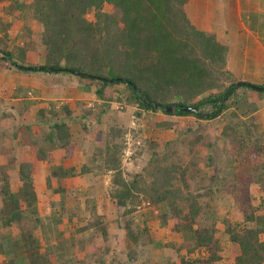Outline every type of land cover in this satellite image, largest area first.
I'll return each mask as SVG.
<instances>
[{"label":"trees","instance_id":"16d2710c","mask_svg":"<svg viewBox=\"0 0 264 264\" xmlns=\"http://www.w3.org/2000/svg\"><path fill=\"white\" fill-rule=\"evenodd\" d=\"M188 2L0 0L3 13L0 33L4 36L0 38V58L4 59L5 65L15 69L18 66L31 68L23 70L24 73L66 75L75 71L95 76L94 79L72 77L94 83L100 101L112 102L124 97L145 114L162 112L204 121L225 119L228 115L221 135L208 142L211 151L204 164L208 172L212 171L208 176H205V169L201 171V189L204 195L212 198L228 196L229 205L238 207L240 219L233 221L228 211L218 225L217 212L202 209L198 198L203 194H194L189 189L185 175L190 168L181 163L164 165L162 161L166 158L155 159L147 169L154 173L153 177L149 173V182L146 174L137 175L131 181L124 180L121 172L115 177L114 184L119 188L112 196L124 208L123 214L128 215L121 226L131 248L121 249L122 254L118 257L113 254L111 264H216L223 259L226 249L222 235L228 236L233 264H264V199L255 206L248 188L252 182L258 183L264 177V135L259 134L256 118L252 115L251 105L255 104V99L251 103L245 95H239L245 90L264 96V86L244 81H232L228 86L217 84L218 68L226 65L229 48L187 18L185 5ZM106 5L112 6L113 13L105 11ZM90 13L93 20L87 18ZM6 16L22 21L25 47L14 45L10 51L3 43L9 38L8 29L13 26L5 23ZM32 43L45 46V65L27 64L26 52ZM227 77L233 79L234 76L228 73ZM117 85L125 87L120 97L115 89ZM222 88V92L205 94ZM29 91L34 90L22 86L16 90L14 98H21L17 106L5 100L0 103V121L7 120L11 124L10 128L0 130V257L7 259L1 264H53L54 247L48 246L42 251L43 243L38 233L48 241L47 233L52 226L58 227L64 218L69 223L76 220L79 224L87 210L81 209L74 200L70 204L65 200L52 202L51 212L47 215H42L38 208L32 174L39 172L38 163L53 160L54 150L73 149L70 128L83 122L76 123L86 115L77 116L68 104L59 108L54 101L50 107L40 106L34 113L30 109L42 101L29 100ZM156 106H177L178 110L169 113ZM183 107L203 108L205 113L186 112L181 109ZM139 117L144 115L139 114ZM30 120L33 122L29 123ZM11 128L12 132L8 133ZM8 138L19 140L18 144L31 159L20 162L16 146L4 151L3 142ZM203 140L199 137L194 143L201 144ZM190 151L195 153L194 149ZM116 157L117 153L108 168L116 169ZM16 163L22 185L18 191H13L8 171ZM198 163L201 160L196 159L189 166L196 168ZM89 171L86 166L82 168V173ZM74 174V169L59 166L54 176L66 179ZM48 186H52L50 179ZM57 191L65 192L64 189ZM143 199L157 207L165 205L166 210L157 217L163 224L170 219L175 221L174 232L179 241L163 244V257L157 254L158 245L154 244L148 227H145L148 217L144 221V214L134 215ZM201 212L212 219L202 229L195 227ZM150 213L154 216L153 211ZM103 232L106 234V229ZM202 249L208 253L207 257L199 256ZM59 257L63 258V255ZM95 263L106 264L102 253Z\"/></svg>","mask_w":264,"mask_h":264},{"label":"rangeland","instance_id":"374dc122","mask_svg":"<svg viewBox=\"0 0 264 264\" xmlns=\"http://www.w3.org/2000/svg\"><path fill=\"white\" fill-rule=\"evenodd\" d=\"M199 1L197 0L198 3ZM221 4L218 1H214L211 5L208 3V6L205 8L209 11V16L218 21V23H213L211 20L212 22H209L207 25L209 35H213L217 39L215 32H220V27L227 28L225 30L229 35L227 38L232 52L227 56L226 65L218 68L219 74L216 76V81L218 85L225 84L228 86L232 81H243L244 77L238 71L236 65V57L238 56L235 55L234 35L236 34L232 24L226 22L229 18V9L223 10ZM105 11L113 13L112 6L106 5ZM188 12L192 18L200 13L191 6L188 8ZM186 16L189 19L187 12ZM2 17L3 13L0 10V18ZM87 18L93 20L92 13ZM4 21L13 25L8 29L9 38L7 37L3 40L7 48L11 51L14 45L25 47V38L23 37L25 32L22 21L19 18L14 19L9 16L4 17ZM193 23L195 22L193 21ZM34 27L38 30L37 23L34 24ZM197 27L199 28V26ZM1 37H4L3 32L0 33ZM26 62L27 64L37 66L45 65V46L41 43H32L27 48ZM220 70L223 71L220 72ZM228 73L234 76L233 79L227 77ZM246 73L249 74L251 71L248 69ZM30 74L35 79V84L33 83L35 88H33L34 92H32L33 97L38 95L39 99L45 98L42 99V103L47 100L42 106L48 108L50 107V103L54 101L59 108L68 104L74 109V113L77 116L81 114L86 115L85 119L76 123L83 122L79 124L74 123L75 125L72 124L73 126L70 128L73 149L66 150L65 148H59L54 150L52 153L53 160L38 163L39 172L32 174L35 190L38 195V208L42 215H47L51 212L52 202L61 203L63 200L68 204L73 200L78 201V206L81 209L85 210L87 208L83 214V220L79 224L76 220L73 223H69L67 218H64L61 225L58 227L52 226L49 229V234L47 233L48 241L45 240L46 238L42 234L38 233L43 243L42 251L46 250L48 246L54 247L51 257L53 264H62L66 261V264H87L88 261L89 264H94V260L101 256V253L106 264H111L113 254L118 257L122 254L120 252L121 249H126L127 246L129 249L131 248V242L127 240L126 231L121 226L122 223L124 225V221L128 218V215L123 214L124 208L120 207L117 200L112 196V193L119 188L114 184L115 177L121 172L124 180L131 181L137 175L146 174L145 178L149 182L154 173L152 169L148 171L147 169L155 159L164 160L166 158V160L162 161L164 165L181 163V165H186L190 168L189 172L185 175L189 183V189L194 194H203V197L198 198L202 209H206V211H210L211 213L212 210L217 212L218 225L224 221L226 212L228 211L231 213L230 219L233 221L240 219L241 213L238 207L236 205H229L228 196L212 198L211 196L204 195L201 189V185H203V181L200 179L201 171L205 169L204 163L211 151L208 142L215 140L216 137L221 135L223 126L227 121L225 119H227L228 115L224 116L225 119L204 121L190 116H169L162 112H148L145 114L138 105L129 103L126 98L120 97L125 91L123 85L115 86L119 94L118 96L122 100L103 102L96 96V85L89 80L76 79L73 78L75 77L73 74L68 73L66 75L44 72ZM223 88L207 91L205 94L208 96L217 91L222 92ZM239 95H245L250 99L251 103L255 99V106L251 105L253 110L252 115L256 118L259 134L262 133L264 135V96L256 92L247 93L245 90L240 91ZM175 100L179 99L175 98ZM38 107L40 105L35 106L31 111L35 113ZM200 111L202 114L205 113L203 108H200ZM139 114H143L144 117H139ZM32 122V120L29 121V123ZM10 127L9 121H0V130H6V128ZM11 132L12 128L8 133ZM199 137H203V142L201 144L194 143ZM18 143L19 140L11 141L8 138L3 142V145H5L3 149L4 151H8L16 146L20 162L25 159H31V156ZM191 143L194 144L192 145ZM190 149H194L195 153H192ZM116 153L117 157L114 163L116 169L108 168V163ZM196 159H198V162L201 160V163H198V167L189 166L190 163L196 162ZM59 166L66 169H74V176L66 179L56 178L54 174L59 169ZM84 166L90 170L88 173H82ZM18 169V164L16 163L8 171L13 191H18L22 185ZM211 171L208 172L205 169V176L210 175ZM149 173H152L151 177H149ZM49 179L52 185L50 188L48 186ZM256 179L258 178L255 177ZM205 183L208 185L209 182L206 180ZM248 188H250L254 205L260 204L264 199V177H261L258 183L252 182ZM57 189H64L65 192H58ZM164 206L160 204L157 207L151 205L149 200L143 199L137 205L138 208L136 214H134H144V221L148 217L145 227H148L154 244L158 245L157 254L162 255L161 257L165 255L163 244L179 241L178 236L174 232L175 221L170 219L165 225L157 218L161 211L166 210ZM151 211H153L154 216L151 215ZM207 215L205 212H201L195 227L202 229L205 228V225L211 223L212 219ZM83 227L85 229L79 233L78 231ZM104 229H106V234L103 232ZM222 239V243L226 246V249L222 254L224 255L223 259L216 264H233V258L231 257L233 254L230 248L231 245L228 242V236L222 235ZM154 244L152 243L151 246ZM107 249H109V252L106 251ZM202 250H200L199 256L207 257L208 253L204 249ZM98 252L100 253L98 254ZM60 254L63 255V258L59 257ZM6 260L5 256H1L0 264ZM86 261L87 263H85Z\"/></svg>","mask_w":264,"mask_h":264},{"label":"crops","instance_id":"0c3cea01","mask_svg":"<svg viewBox=\"0 0 264 264\" xmlns=\"http://www.w3.org/2000/svg\"><path fill=\"white\" fill-rule=\"evenodd\" d=\"M222 5L221 8L229 9V18L226 22L232 24L235 34V47L237 61V69L242 73L244 82L264 86V0H214ZM213 0H189L186 4V12L191 21L196 23L201 30L209 34L207 25L209 22L218 23V21L209 16L206 6L214 2ZM193 7L198 11L199 15L194 18L189 16L188 8ZM212 20V21H211ZM201 26V27H200ZM220 32L215 34L219 43L229 48L232 52L230 42L228 40L227 28L220 27ZM219 34V35H217ZM224 34V35H223ZM241 54V55H240ZM0 61V103L2 100L18 105L21 98H14V94L19 87L24 89H33L35 84L30 73H24L23 70L10 68ZM251 73L247 74L246 70ZM254 77V78H253ZM35 89V88H34ZM34 92V91H33ZM29 100H39L38 95L33 97V93L29 91ZM47 100H45L46 102ZM45 102L40 104L42 106ZM39 106V105H38ZM35 108V107H32ZM31 108V109H32ZM30 109V110H31Z\"/></svg>","mask_w":264,"mask_h":264},{"label":"water","instance_id":"95a60500","mask_svg":"<svg viewBox=\"0 0 264 264\" xmlns=\"http://www.w3.org/2000/svg\"><path fill=\"white\" fill-rule=\"evenodd\" d=\"M4 59L3 58H0V61H3ZM18 68L20 70H25V69H31V68H27V67H24V66H18ZM63 71H66V70H63ZM73 75L75 76H80V77H84V78H96L95 76H91V75H87V74H84V73H80V72H75V71H70ZM98 78V77H97ZM157 109H163L169 113H176L177 110H178V107L177 106H171V107H159V106H156ZM183 111H186V112H196V113H199L201 114V111L200 109H197V108H193V107H187V108H181Z\"/></svg>","mask_w":264,"mask_h":264},{"label":"clouds","instance_id":"9594fccd","mask_svg":"<svg viewBox=\"0 0 264 264\" xmlns=\"http://www.w3.org/2000/svg\"><path fill=\"white\" fill-rule=\"evenodd\" d=\"M4 61V60H3ZM19 69V68H18Z\"/></svg>","mask_w":264,"mask_h":264}]
</instances>
